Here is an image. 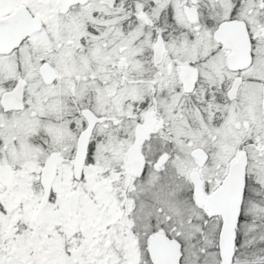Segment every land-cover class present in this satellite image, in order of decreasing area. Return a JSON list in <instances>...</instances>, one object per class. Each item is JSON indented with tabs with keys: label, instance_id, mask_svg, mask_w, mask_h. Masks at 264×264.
I'll return each mask as SVG.
<instances>
[{
	"label": "snow or ice",
	"instance_id": "snow-or-ice-1",
	"mask_svg": "<svg viewBox=\"0 0 264 264\" xmlns=\"http://www.w3.org/2000/svg\"><path fill=\"white\" fill-rule=\"evenodd\" d=\"M0 264H264V0H0Z\"/></svg>",
	"mask_w": 264,
	"mask_h": 264
}]
</instances>
